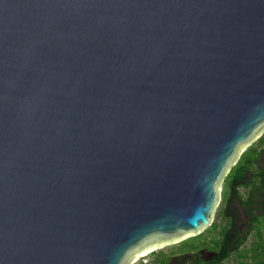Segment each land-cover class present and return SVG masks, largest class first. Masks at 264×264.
<instances>
[{
    "label": "water",
    "instance_id": "obj_1",
    "mask_svg": "<svg viewBox=\"0 0 264 264\" xmlns=\"http://www.w3.org/2000/svg\"><path fill=\"white\" fill-rule=\"evenodd\" d=\"M263 132L264 0H0V264L201 233Z\"/></svg>",
    "mask_w": 264,
    "mask_h": 264
},
{
    "label": "flooded vegetation",
    "instance_id": "obj_2",
    "mask_svg": "<svg viewBox=\"0 0 264 264\" xmlns=\"http://www.w3.org/2000/svg\"><path fill=\"white\" fill-rule=\"evenodd\" d=\"M261 149L255 161H250L255 154L252 152L243 166L231 171L229 238L231 247L239 246L223 259L226 264L233 257L238 264H264V146ZM240 157L236 163H239ZM220 257L219 248H202L186 255L184 264H203L195 263L200 259L219 261Z\"/></svg>",
    "mask_w": 264,
    "mask_h": 264
},
{
    "label": "trees",
    "instance_id": "obj_3",
    "mask_svg": "<svg viewBox=\"0 0 264 264\" xmlns=\"http://www.w3.org/2000/svg\"><path fill=\"white\" fill-rule=\"evenodd\" d=\"M261 146H264V134L246 148L240 157L239 163L233 165L232 169L226 175L223 182L222 199L216 211V219L211 226L195 236L180 241L169 250L160 249L150 252L149 258L147 260H140L139 264H184L186 255L194 251H199L202 248L210 250L219 248L221 257L218 259L219 261L200 259L195 261V263L226 264L223 262V259L230 255L232 249L239 246L238 244L237 246L231 247L229 238L231 217L228 200L230 199L231 171L243 166L242 164L248 160V155L252 152H255V154L251 157L250 161H255L262 150ZM178 259L183 260L178 262Z\"/></svg>",
    "mask_w": 264,
    "mask_h": 264
},
{
    "label": "rangeland",
    "instance_id": "obj_4",
    "mask_svg": "<svg viewBox=\"0 0 264 264\" xmlns=\"http://www.w3.org/2000/svg\"><path fill=\"white\" fill-rule=\"evenodd\" d=\"M215 219H216V216H215ZM214 219V220H215ZM180 241H177V242H173V243H171V244H168V245H165V246H162V247H160V248H158V249H156V250H160V249H164V250H169L170 248H172L174 245H176V244H178ZM149 258V253L148 254H145V255H142L140 258H138L134 263H132V264H139V262H140V260H147ZM183 259H178L177 261L178 262H181ZM238 261L236 260V258H232V259H230V260H228V263L229 264H238L237 263Z\"/></svg>",
    "mask_w": 264,
    "mask_h": 264
}]
</instances>
